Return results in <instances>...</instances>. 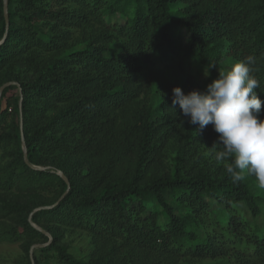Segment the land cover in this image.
<instances>
[{"label":"trees","instance_id":"obj_1","mask_svg":"<svg viewBox=\"0 0 264 264\" xmlns=\"http://www.w3.org/2000/svg\"><path fill=\"white\" fill-rule=\"evenodd\" d=\"M6 2L0 244L18 246L8 264H264V189L247 171L233 182L212 126L172 108L174 87L205 91L248 56L264 100V0ZM77 230L85 249L66 241Z\"/></svg>","mask_w":264,"mask_h":264},{"label":"clouds","instance_id":"obj_2","mask_svg":"<svg viewBox=\"0 0 264 264\" xmlns=\"http://www.w3.org/2000/svg\"><path fill=\"white\" fill-rule=\"evenodd\" d=\"M255 64L256 58L248 56L226 71L219 70V78L205 91L194 89L185 94L181 87H174L172 108L178 105L187 122L199 130L212 126L218 134L213 146H222L213 153L214 159L233 182L244 180L247 171L264 189V100L256 91L260 81L252 74ZM213 67L205 68V77Z\"/></svg>","mask_w":264,"mask_h":264},{"label":"rangeland","instance_id":"obj_3","mask_svg":"<svg viewBox=\"0 0 264 264\" xmlns=\"http://www.w3.org/2000/svg\"><path fill=\"white\" fill-rule=\"evenodd\" d=\"M66 241L72 242L73 245L78 249L87 248L88 239L86 232L82 230H77L73 233H68L66 236ZM18 246L16 244H0V263L8 264L10 259H13V256L16 254Z\"/></svg>","mask_w":264,"mask_h":264},{"label":"water","instance_id":"obj_4","mask_svg":"<svg viewBox=\"0 0 264 264\" xmlns=\"http://www.w3.org/2000/svg\"><path fill=\"white\" fill-rule=\"evenodd\" d=\"M4 12H5V19H6V24H7V28L9 26V16H8V12H7V2L5 0V5H4ZM4 40V38L0 41V43ZM11 83H14V82H7V83H4L1 87H0V99H1V95H2V91L3 89L5 88V86L11 84ZM27 148L26 146L24 145V158H25V161L28 162V158H27ZM59 174L66 180V182L68 183V188L70 187V184H69V180L68 178L62 173V172H59ZM64 196V195H63ZM61 196L60 199L63 197ZM59 199V200H60ZM47 207H51V206H47ZM49 237H50V240L49 242L52 240V236L51 234H49L48 232L44 231ZM48 242V243H49ZM47 244V243H46ZM46 244H36L35 246H43V245H46Z\"/></svg>","mask_w":264,"mask_h":264}]
</instances>
